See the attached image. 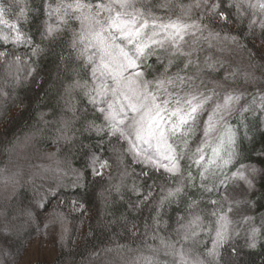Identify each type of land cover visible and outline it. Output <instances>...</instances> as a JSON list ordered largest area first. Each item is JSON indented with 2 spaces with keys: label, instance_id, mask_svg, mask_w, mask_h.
<instances>
[{
  "label": "snow or ice",
  "instance_id": "obj_1",
  "mask_svg": "<svg viewBox=\"0 0 264 264\" xmlns=\"http://www.w3.org/2000/svg\"><path fill=\"white\" fill-rule=\"evenodd\" d=\"M38 7L39 14L32 20L39 43L35 35L23 30L30 17L27 0H0V25L7 29L0 28V123L10 107L24 104L19 90L40 87L44 77L38 61L47 45L66 38L68 54H59L48 90L59 84L65 96L78 93L86 98L93 118H85L84 131L95 133L112 155H101L97 148L86 164L89 171L61 168L58 160L56 169L42 166L39 175L52 173L56 187L49 185L47 192L35 199L34 209L24 210L26 223L39 222L43 216L42 229L38 223L37 231L58 237L60 245L66 246L70 221L64 209L80 213L81 226L88 211L83 199L66 201L59 198L57 189L65 186L66 179L77 189L87 187L90 175L93 184L107 180L97 193L105 212L115 196L123 200L125 191H130L137 197L127 200L132 211L147 207L153 213L151 224H143V232L123 214L111 222L98 221L116 225L120 228L116 235L139 242L134 247L114 241L113 246L103 247V264H240L244 248L264 247V215L258 223L253 215H240L238 221L233 218L243 207L254 206L248 193L254 191L257 176L264 179V150L257 152L259 168L243 163L240 150L241 129L246 139L251 131L248 114L258 121V130L264 128V0H40ZM9 13L14 22L6 18ZM245 22L246 32L229 30L233 23L240 28ZM214 24L219 25L218 30ZM201 41L220 53L246 56V66L226 71L222 79L206 81L203 74L218 71L224 60L209 55L201 62L197 48ZM21 48L28 51H18ZM193 53H197L195 59ZM152 57L160 67L149 63ZM69 72L71 79L66 82ZM241 80L257 89L251 100L245 98ZM65 104L75 116L70 99ZM204 114L206 120L202 119ZM45 117L46 113H39V121L47 124ZM232 118L238 120L239 127L232 125ZM60 123L57 143L71 144L74 137L68 135L69 121ZM197 131H202V138L193 149ZM33 139L26 137L22 147L12 142V150L31 146ZM47 157L56 159L57 153L49 152ZM113 159L120 166L117 175L109 172L105 177ZM2 173L0 181L14 193L22 183L23 171L5 168ZM36 175L30 177L33 184ZM147 179L152 183L145 191L141 185ZM197 180L204 192L217 185L227 189L232 184L234 194L191 200L187 217L179 218L174 235H161L160 228L168 226L162 220L165 207L179 202L187 189L196 187ZM50 196L56 198L55 205ZM237 223L246 226L243 246L236 243L240 236V229L234 226ZM23 226L0 225V242L7 243ZM88 229L85 239L93 235L91 225ZM93 256L96 261L101 259L100 252ZM89 264L95 262L90 260Z\"/></svg>",
  "mask_w": 264,
  "mask_h": 264
},
{
  "label": "trees",
  "instance_id": "obj_2",
  "mask_svg": "<svg viewBox=\"0 0 264 264\" xmlns=\"http://www.w3.org/2000/svg\"><path fill=\"white\" fill-rule=\"evenodd\" d=\"M28 6L30 9L29 23L23 24V30L29 34L35 35L36 29L34 26V21L32 17H35L39 14V5L40 0H27ZM183 3H188L189 0H182ZM23 6V5H21ZM163 14V13H160ZM9 20L14 22V15L9 13L6 17ZM173 18H175L173 16ZM55 20V17H53ZM52 20V23L54 22ZM234 34H238L241 31H247V23L240 28L236 26L235 23L230 25ZM0 28H3L4 31L7 29L0 25ZM214 29H219L214 27ZM257 35H259V29H257ZM35 40L37 43L40 42L39 36L35 35ZM249 43V47L253 46V42L246 41ZM259 42V40L254 41ZM47 43V42H46ZM48 50L44 55H42L38 61L40 67V74L44 77V80L40 82V87L29 86L25 89L19 90V96L24 101V104L19 107H10L17 108L18 112L13 115L11 118L4 121L0 129V166L9 162L11 158L17 159L20 155V149L12 150V142H17L22 147V142L26 137H34L31 147L33 149L45 150L55 148L54 151L57 153L56 159H53L55 163V168H57V160L59 161V167L66 169H77L80 171H89L86 169V164L88 159L84 158V153L87 151L86 145L91 143L99 142V137L96 136L93 132L84 131V120L92 119L93 112L90 105H87L86 98L78 93H73L71 98L67 97L63 93V89L57 84V88L48 90V85L53 82L52 77L55 75L57 70V64L59 63L58 57L61 52L64 55L68 54V49L66 46V38H61L60 40L55 41L52 44L47 45ZM201 51L198 52L200 57L209 56L208 46L198 48ZM18 51L26 52L27 48L18 49ZM230 54V53H227ZM197 53H193V59L196 58ZM211 56V55H210ZM246 57V56H245ZM247 58V57H246ZM257 59H259L257 57ZM226 65L219 67L216 72H205L203 75L208 77L210 80L222 79L223 75L227 70H231L228 64L229 61H226ZM149 63H153L156 67H160L159 64H156V58L152 57ZM261 63H264L262 61ZM162 70V69H161ZM195 69H190L194 71ZM243 70V69H241ZM172 71H176L175 68ZM183 74V73H182ZM256 75L260 76L261 71L256 70ZM71 79V73H67L65 80L66 82ZM240 88L246 93L245 98L251 100L252 93L257 92V89L252 85H245L243 80L240 81ZM47 91V95L45 94ZM70 99V105L75 108V116L73 112L69 110V105L65 104L66 100ZM11 103V102H10ZM85 107L88 108L87 113H85ZM8 109V110H9ZM46 113L45 119L48 121L47 124H44L39 121V113ZM66 119L69 121L68 135L73 136V142L71 144H65L62 140L57 143L59 138L58 128L62 127L61 121ZM233 126L239 127L238 120L232 118L231 121ZM248 123L251 127L248 136L249 139L243 138V129L240 131L241 143L240 150L242 154V160L245 164H256L259 168L257 152L264 150V128L260 130L257 129L258 121L256 118L252 117L251 114H248ZM37 129H40L38 132ZM200 138V131H197L196 136L193 137L192 147L195 148ZM6 147L9 150H5ZM107 144H105V148ZM57 148L60 149L57 152ZM100 151V150H99ZM19 154V155H18ZM210 154V153H209ZM104 155H109L105 152ZM20 160V159H19ZM22 160V159H21ZM20 160V162H22ZM188 162L185 161V164ZM239 166L238 164L236 165ZM137 172H139V166H135ZM193 173H196L197 169L192 168ZM144 179V178H142ZM49 181V180H48ZM46 181L41 184V186L36 192H32L29 187H22L19 189L18 194H16L4 208L3 215L6 218V222L17 226V222L20 221L16 219L17 212L25 209L27 201L30 199L39 198L45 192H47L49 185L56 187V182ZM116 182H119L118 179ZM131 181H129L130 183ZM87 187H81L79 189L70 185L69 180L64 181V185L59 187L57 191L61 194L59 198H63L66 201H70L73 198H81L86 203L88 215L85 218V223L87 231L88 225L92 226L93 235L84 239V244L80 248L68 247L62 250V253L59 255L55 264H89V261H96L93 256L94 252H100L102 257L103 253L100 251L105 246H113L114 241L120 243H130L133 246H137L138 241L133 242L127 239L126 236H118L116 233L120 232V228L114 224L107 223L99 224L98 221L111 222L113 219L120 217L122 214L127 217L128 221L131 223L135 221L141 232H143V224L145 221L151 224V216L153 213L149 211L147 207L140 209L139 211H132L128 206L127 200L131 199L135 201L137 197L132 194L130 191H125V199L121 200L119 196L114 197V201L110 204L107 209V212L104 210V206L99 199L97 193L101 191L100 184H93L92 178L89 175L87 177ZM150 179L146 180V184H142L143 190H147L146 185L151 184ZM159 183V181H158ZM165 183H168L165 181ZM210 183V182H209ZM104 185H107V180L103 181ZM158 193V189H156ZM85 193L87 195H85ZM227 189L223 185H217L216 188L210 192H204L199 187V180H197V185L194 188H189L186 190V194L181 197L179 202H173L171 205L166 206L162 213V220L167 222V228L163 226L160 228V234L164 236L174 235V230L178 227L180 222V217H187L188 210L187 205L193 199H203L207 201L208 199H221L223 196L227 195ZM248 198L255 202L252 207H243L240 212H238L233 218L238 221L240 215L250 214L256 217L257 223L259 222V217L264 215V179H261L260 176L257 177L255 181V189L253 192L248 194ZM49 199L52 200V205H55L56 198ZM49 210H51V206ZM208 208H211L210 205H204ZM27 208V206H26ZM20 209V210H19ZM66 212H70L68 208L64 209ZM73 213V212H72ZM108 213H111L110 215ZM206 216V214H204ZM80 213H73L71 217L73 222L77 225L80 224L79 217ZM207 218V217H206ZM24 220V219H22ZM22 223V222H21ZM240 227L242 230L246 229V226L242 223ZM18 227V226H17ZM16 235H12L10 238H14ZM152 241L149 240V243ZM236 243L240 246L245 244V239L243 237L236 239ZM18 244V243H17ZM17 246V245H16ZM20 247V244L18 245ZM15 247V246H14ZM67 260V261H66ZM66 261V262H65ZM240 264H264V247H258L255 250H249L247 248L243 249V254L240 257Z\"/></svg>",
  "mask_w": 264,
  "mask_h": 264
},
{
  "label": "rangeland",
  "instance_id": "obj_3",
  "mask_svg": "<svg viewBox=\"0 0 264 264\" xmlns=\"http://www.w3.org/2000/svg\"><path fill=\"white\" fill-rule=\"evenodd\" d=\"M53 21H54L53 24H55L56 21L55 20ZM213 27L219 28V25L214 24ZM229 30L232 31V28L229 27ZM255 44L258 45L259 42H255ZM200 46H202V48L204 49V47L208 45L204 41H201L200 44L197 45V48H200ZM208 49L210 50L209 55H211L214 59L222 58L224 60V65H226L227 63L226 61H229L230 62L228 64L229 68L239 67L240 69H244V67L246 66L247 58L238 52H231L230 54H227L229 52L220 53L219 51H217L215 47L213 48L208 47ZM199 52L201 54L200 50ZM201 59H202L201 60L202 62L204 57H201ZM226 71H229V70L226 69ZM204 78L206 81L210 80L206 76H204ZM208 86L211 87L212 85L209 84ZM17 112H18L17 108H12L11 110L9 109L8 115L5 118V120L11 118ZM202 119L206 120L207 115L204 114L202 116ZM3 123H0V129ZM200 138H202V131H200ZM33 150L34 149L31 146L24 148L23 150L20 151V155L18 154L19 156L17 157V159L11 158L9 162L0 166V175L3 174L2 170H4L5 168L9 169L10 171H16L19 169V170H22L24 173V176L22 177V183L15 187L14 193H13V189L11 186H8V188L6 189L2 181H0V225L7 223L6 218L3 215L4 214L3 208L9 202H11V200H13L14 196L18 194V191L20 188L29 187L31 188L32 192L38 191L39 193L38 189L40 187H43L41 186L43 182H46L48 180L49 181L53 180L54 182H56L55 177L53 176L52 173H48L43 176L39 175L40 173L43 172L42 166L56 169L55 163H53V159L50 160L47 157V153L54 152L56 150L55 148L40 150L38 158H36V156H33L32 165H35V167H32V165H29L30 170H24V169L17 167L18 164H21L23 162L21 159L26 154L32 153ZM19 159L22 162H20ZM106 171L110 172V170H106ZM33 173L38 174L34 178L35 179L34 184L31 182V179H30ZM227 186H228L227 195L234 194L233 192L234 186L232 184H228ZM236 191H239V189L237 188ZM10 193H13V194L9 195ZM250 193L251 192H249L248 194ZM34 204H35V199H30L29 201H27L25 205V209H26V206L27 208L34 209ZM24 210H21L20 213L18 211L16 215V219L20 220L17 222V226L19 227L21 224L24 225L23 228L19 231L18 235H16V237H14L13 239L10 238L12 236L11 235L7 243L0 242V264H55L59 255L62 253V250L68 247H73L77 249V248L82 247V245L84 244V239L87 236V232H88L86 229V225L81 226V224L77 225L75 222H73V218L71 217L73 213L71 211L68 212L69 221H70L68 224V228L70 230V240L66 246L62 247L59 243L58 237L51 238L47 235H44L42 231H37L38 223L40 224V227L42 229V221L44 218L43 216H41L39 222H33L31 225H29L26 223V216L24 214ZM247 215H250V214H247ZM10 225L13 228L17 227V226L15 227L13 224H10ZM234 226L240 229V236L237 237L236 239H239L241 237L245 239L246 229L242 230L240 228L242 227V225L239 223L234 224ZM58 230L59 229H57V231ZM19 244H20V247L18 246ZM105 259L106 257L103 254L99 261H94V262L95 264H103V261Z\"/></svg>",
  "mask_w": 264,
  "mask_h": 264
},
{
  "label": "clouds",
  "instance_id": "obj_4",
  "mask_svg": "<svg viewBox=\"0 0 264 264\" xmlns=\"http://www.w3.org/2000/svg\"><path fill=\"white\" fill-rule=\"evenodd\" d=\"M87 151L84 153V158L87 160L90 158V155L97 150V148H99V152L101 155H104L105 152L109 153V157H111V152L108 150V146L105 148V144H100L99 142L97 143H89L88 145L85 146ZM39 149H34L32 153L26 154L23 158H22V163L18 164L17 167L24 169V170H30L29 169V165H32V158L33 156H36V158H38L39 156ZM32 167H35V165H32ZM120 166L117 164V162L113 159L112 164H111V168L110 173L112 176H116L117 175V171L118 168ZM109 175V171L105 172V177H107ZM98 184H103L102 182H99Z\"/></svg>",
  "mask_w": 264,
  "mask_h": 264
}]
</instances>
